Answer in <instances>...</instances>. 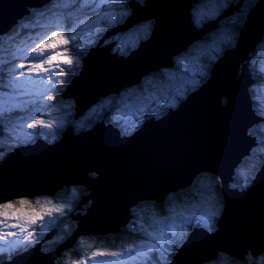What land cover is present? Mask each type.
<instances>
[{
	"label": "clouds",
	"instance_id": "9594fccd",
	"mask_svg": "<svg viewBox=\"0 0 264 264\" xmlns=\"http://www.w3.org/2000/svg\"><path fill=\"white\" fill-rule=\"evenodd\" d=\"M149 0H41L25 6L7 30L0 29V164L22 149L44 144L54 148L71 129L74 137L111 127L121 140L131 139L149 122L159 123L178 112L212 79L215 66L238 48L251 12L260 0H213L208 12L189 0V23L201 35L138 81L98 96L81 112L66 93L81 77L90 54L127 61L149 43L155 17L135 21L132 4ZM203 3V0H201ZM214 24L208 30L206 27ZM122 29V30H121ZM130 35L135 40L126 42ZM247 69L246 88L254 122L245 129L251 142L233 165L228 191L247 192L264 171V150L252 151L264 137V106L253 103L264 90V35L238 66L236 80ZM227 107L229 98L220 97ZM255 133V135H253ZM98 180L95 170L86 173ZM225 180L211 170L199 171L189 186L169 191L161 200L143 198L128 208L127 222L117 231L80 232V221L95 204L85 183H67L51 191H5L0 186V264H17L33 251L50 264H175L196 231L215 236L226 210ZM195 196L177 211V196ZM86 201V203H84ZM79 233V234H77ZM71 241V243H69ZM200 264H264V251L246 248L238 254L216 249Z\"/></svg>",
	"mask_w": 264,
	"mask_h": 264
},
{
	"label": "water",
	"instance_id": "95a60500",
	"mask_svg": "<svg viewBox=\"0 0 264 264\" xmlns=\"http://www.w3.org/2000/svg\"><path fill=\"white\" fill-rule=\"evenodd\" d=\"M198 1L193 0V4ZM39 2L0 0V29L7 30L15 23L26 5ZM132 7L134 22L157 19L153 38L127 61L109 56V48L90 54L81 77L66 93L77 98L81 112L98 96L117 91L138 81L142 74L170 63L173 53L201 35L189 23V0H149L145 8L136 4ZM212 27L215 25L205 30ZM262 35L264 0L251 12L238 48L226 53L215 66L209 83L178 112L159 123L149 121L140 133L126 140L102 125L79 137L69 129L54 148L37 145L9 156L0 164V186L5 191L38 192L67 183H85L95 204L87 217H75L80 221L79 231L108 232L117 231L127 222L131 204L143 198L161 200L169 191L189 186L199 171L207 169L225 180L227 205L220 231L211 237L202 231L194 232L175 264H200L218 248L233 254L246 248L264 251V171L243 194L227 189L233 165L237 161L241 164L240 157L251 143L245 129L254 119L246 92L252 81L246 68L236 80L237 68ZM221 96L229 98L227 107L220 106ZM257 146L255 138L253 149ZM91 170L99 173L98 180L87 178ZM17 264H50V260L33 251Z\"/></svg>",
	"mask_w": 264,
	"mask_h": 264
},
{
	"label": "rangeland",
	"instance_id": "374dc122",
	"mask_svg": "<svg viewBox=\"0 0 264 264\" xmlns=\"http://www.w3.org/2000/svg\"><path fill=\"white\" fill-rule=\"evenodd\" d=\"M132 5H135L134 3ZM194 7H196L197 5H199L203 10H206L208 12H211L213 10V0H203V3H201V0H199L197 3L193 4ZM135 18H133L132 20H130L128 23L129 25L132 24L134 22ZM212 24L208 25L206 27V29L211 26ZM192 26V25H191ZM122 30V29H121ZM126 42H132L135 40L134 36H130V35H126L122 37ZM99 49V48H98ZM97 49V50H98ZM137 54V52L135 53V55ZM134 55V54H133ZM141 72H139L138 75H140ZM253 103L259 106H264V90L261 89H257L254 92V98H253ZM254 118V117H253ZM254 122V119H253ZM262 140L264 141V137H261ZM257 140H259L258 138H256ZM38 145H44V144H38ZM259 145V143H258ZM255 150H264V148H261L259 146H257L255 149H253L252 151ZM245 163V160L243 159L241 162V165ZM186 202H191V203H196V198L195 196H184V197H180L179 195L176 198V206H177V211H184L185 206H186Z\"/></svg>",
	"mask_w": 264,
	"mask_h": 264
},
{
	"label": "trees",
	"instance_id": "16d2710c",
	"mask_svg": "<svg viewBox=\"0 0 264 264\" xmlns=\"http://www.w3.org/2000/svg\"><path fill=\"white\" fill-rule=\"evenodd\" d=\"M253 135H255V133H253ZM256 138H258L259 140H257L258 141V143H259V147H261V148H264V141L262 140V138L261 137H259V136H257ZM255 151H258V150H255ZM254 151V152H255ZM243 165V164H242Z\"/></svg>",
	"mask_w": 264,
	"mask_h": 264
}]
</instances>
